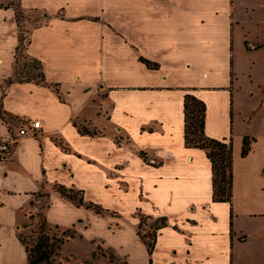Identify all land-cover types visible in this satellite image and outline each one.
<instances>
[{
  "label": "crops",
  "instance_id": "0c3cea01",
  "mask_svg": "<svg viewBox=\"0 0 264 264\" xmlns=\"http://www.w3.org/2000/svg\"><path fill=\"white\" fill-rule=\"evenodd\" d=\"M21 5L49 15L31 28L27 50L42 64L49 86L8 83L14 65L0 59V140L17 138L7 160L0 161V264H28L19 235L39 226L33 216L39 193L50 198L44 209L49 226H62L50 223L51 200L60 203L57 185L83 189L74 181L86 154L87 174L93 168L109 181L121 180L137 199L136 211L153 223L166 218L153 254L140 238V247L125 254L129 264L241 259L250 242L244 224L254 223L253 234L264 231V94L255 92L264 79L256 77V62L243 67L239 56L243 48L256 54L246 42L264 43L255 31L264 21V0H21ZM8 10L17 25L15 9ZM249 11L259 19L252 21ZM187 93L207 105L206 135L234 140L232 204L213 201L212 163L204 150L185 145ZM77 118L87 119L97 134H81ZM29 120H41L43 128L18 137V122ZM246 136L255 140L244 157ZM62 142L87 146L68 153ZM65 176L73 183H62ZM76 220L71 226L84 221Z\"/></svg>",
  "mask_w": 264,
  "mask_h": 264
},
{
  "label": "rangeland",
  "instance_id": "374dc122",
  "mask_svg": "<svg viewBox=\"0 0 264 264\" xmlns=\"http://www.w3.org/2000/svg\"><path fill=\"white\" fill-rule=\"evenodd\" d=\"M20 6L21 0H12L11 2L0 0V59L4 63L14 65V74L10 77V79H14L13 81L28 82L34 78L40 80V67L27 53L30 41L29 32L31 28L44 24L49 17L46 18L45 14L47 13L42 10L25 11L22 9L23 19L20 21L19 29L17 25H13V16L9 14L8 9H11V7L18 9ZM248 14L252 17V21L259 19L252 11H249ZM19 30L22 32L23 41L21 48L17 50L19 46ZM255 31L257 34L260 33L262 39H264V21L261 22L259 31ZM257 34L251 33L250 40L255 41L254 37ZM246 44L251 51L256 49L257 52L253 55L247 54L243 48V53L239 55L241 65L247 67L250 64L252 67L254 66L252 63L256 62L257 64L254 67V70L257 69L256 77L257 79H264V43L259 42L253 45L247 42ZM255 92L258 95L264 94V86ZM86 100L87 98H83L82 103ZM85 107V113H93L92 108ZM75 108H80L79 103L75 104ZM74 123L79 130L83 128L88 129V131L93 130L85 118L74 119ZM26 124L27 121H22L18 122L17 125L21 128ZM59 144L68 153H71L72 148L82 149L87 146L82 143L79 146L73 143L71 147L63 142ZM77 156L79 155L77 154ZM68 157L71 158L69 155ZM88 158L86 154L83 157V163H80L81 169H76L77 171H75L76 174L77 172L79 173L77 182H74L79 187H83V189L76 188V196L80 198L83 195L87 204H98L103 210L101 214H97L93 209L76 207L71 201L62 198L61 195H59L60 203L56 204L51 200L54 206L50 210V223L58 221L62 225H50L51 234L62 236L63 233L69 231L66 235L72 233L76 235L75 239H71L58 251V256L54 258L53 264H129L125 254H130L134 247H140V238L152 243L158 235V227L162 222L155 221L153 223L151 217L136 211L135 200L137 199L127 191L125 183L119 182L121 180L109 181V176L105 175L103 177L102 172L98 174L93 171V168L91 169V174H87L85 164L86 162L88 163ZM91 163L92 160L90 159L89 165L92 167ZM101 166L107 168L103 164ZM98 177L101 179H98ZM61 182L66 185L73 183L67 176L63 177ZM115 183L116 186H114ZM46 189L56 192L53 185L46 184ZM80 190H83V193H79L78 191ZM36 198L39 202V210H36L33 216L37 219L39 226L36 223L34 228L24 230L21 233L24 236L36 235L41 219L44 217V209L50 207V198L47 194L39 193ZM78 218H82L84 221L76 223L75 227L71 226ZM133 218L138 219L141 227H139V224L136 225V220ZM244 225L247 229H250L246 230L245 233L249 236L250 242L243 248L241 259H237L238 261L233 262V264H259L258 256L260 255L264 259V231L262 235L253 234L255 230L254 223H245ZM244 254L246 257L243 260Z\"/></svg>",
  "mask_w": 264,
  "mask_h": 264
},
{
  "label": "trees",
  "instance_id": "16d2710c",
  "mask_svg": "<svg viewBox=\"0 0 264 264\" xmlns=\"http://www.w3.org/2000/svg\"><path fill=\"white\" fill-rule=\"evenodd\" d=\"M22 5L20 8L15 9V19L17 26L20 29V21L23 19ZM48 18L49 15L45 14ZM40 26V25H39ZM20 31V30H19ZM22 32H19V46L17 50L21 48L22 45ZM247 43V42H246ZM30 44V41L28 45ZM246 47L248 48L247 44ZM249 49V48H248ZM250 50V49H249ZM145 64L151 69H158L159 65L152 63L146 59H142ZM35 63L40 67L41 73L39 74V79H33L34 81L43 86H49L46 76L42 71V64L35 60ZM234 78V71H232V81ZM14 79H9L8 83L13 82H27V81H13ZM61 97V96H60ZM61 100L63 98L61 97ZM185 145L187 148H196L204 150L207 153L208 158L212 163L213 172V201L215 203H230L232 204L234 198V140L233 138L216 140L211 139L206 135V116H207V105L204 101L198 99L194 94L187 93L185 95ZM76 126V124H75ZM80 133L83 135L95 136L96 131H88V129H80ZM254 138L246 136L244 138L242 155L247 157L252 151V144ZM57 191L65 199L71 201L77 207H85L87 209H93L97 214H101L100 205L94 203H86L83 195L78 198L76 196V189L67 188L62 185H57ZM83 193V190L78 191ZM233 219V212H232ZM156 221H161V225L158 229H162L167 226L166 218H160ZM141 227V224L140 226ZM69 231L62 234V236L51 234V227L49 226L47 219L42 218L38 232L35 236H24L19 235V239L25 246L28 253V264H53V260L58 256V251L65 246L67 242L71 239L76 238L75 233L66 235ZM140 235V233H138ZM144 243L148 247V252L150 255L153 254L155 250V240L151 243L148 240L142 238ZM153 264V260H150Z\"/></svg>",
  "mask_w": 264,
  "mask_h": 264
},
{
  "label": "built area",
  "instance_id": "2783aa9c",
  "mask_svg": "<svg viewBox=\"0 0 264 264\" xmlns=\"http://www.w3.org/2000/svg\"><path fill=\"white\" fill-rule=\"evenodd\" d=\"M43 128V124L40 120H30L27 124L21 128H19L18 137H26L30 136V131L37 132L38 130ZM17 142V138L14 140H0V161H6L11 150L12 144Z\"/></svg>",
  "mask_w": 264,
  "mask_h": 264
},
{
  "label": "bare ground",
  "instance_id": "6f19581e",
  "mask_svg": "<svg viewBox=\"0 0 264 264\" xmlns=\"http://www.w3.org/2000/svg\"><path fill=\"white\" fill-rule=\"evenodd\" d=\"M0 63H1V61H0Z\"/></svg>",
  "mask_w": 264,
  "mask_h": 264
}]
</instances>
